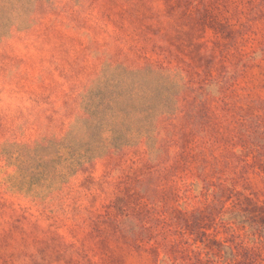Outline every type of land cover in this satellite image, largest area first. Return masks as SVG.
Returning a JSON list of instances; mask_svg holds the SVG:
<instances>
[{"label":"rangeland","instance_id":"374dc122","mask_svg":"<svg viewBox=\"0 0 264 264\" xmlns=\"http://www.w3.org/2000/svg\"><path fill=\"white\" fill-rule=\"evenodd\" d=\"M0 264H264V0H0Z\"/></svg>","mask_w":264,"mask_h":264}]
</instances>
